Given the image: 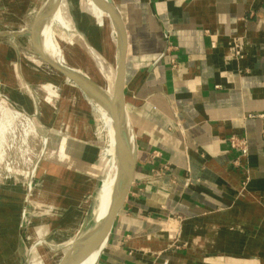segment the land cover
I'll return each mask as SVG.
<instances>
[{
    "label": "crops",
    "instance_id": "0c3cea01",
    "mask_svg": "<svg viewBox=\"0 0 264 264\" xmlns=\"http://www.w3.org/2000/svg\"><path fill=\"white\" fill-rule=\"evenodd\" d=\"M113 1L130 37L124 97L138 153L99 264H264V0ZM21 32H0V98L31 117L53 150L39 162L35 191L22 177L0 184V264H29L34 219L46 226L40 243L68 222L72 242L109 165L95 103L74 83L77 94L47 83ZM237 37L244 58L229 60ZM233 136L247 141L248 156L224 142ZM36 192L53 210L45 217L31 215Z\"/></svg>",
    "mask_w": 264,
    "mask_h": 264
},
{
    "label": "rangeland",
    "instance_id": "374dc122",
    "mask_svg": "<svg viewBox=\"0 0 264 264\" xmlns=\"http://www.w3.org/2000/svg\"><path fill=\"white\" fill-rule=\"evenodd\" d=\"M46 1L47 0H0V32L28 31L31 27L30 22L34 21L38 12L42 9H37L36 12L32 6L36 4L39 7L41 5L43 7ZM81 7H83V10H81ZM59 11L60 15L58 23L53 25L52 35L55 46L61 52L64 59L65 66L88 77L104 90L111 92L117 65V56L115 54V34L112 28H110V31L107 29V26L110 25L109 19L107 20V17L105 16L104 24H100L90 11L88 0H65V7L62 9L60 8ZM84 17L88 18V22L83 20ZM6 40L7 39H1V42H5ZM18 42L22 44L26 50L30 49L28 39L20 38L18 39ZM104 47L106 49H104ZM28 53L30 54L29 56L33 63L49 72V79L47 83H59L62 88H65V91H72L71 94H77L78 88L72 82L68 81L61 74L48 67L34 54L33 51L32 53ZM102 69H104V71ZM42 95L45 97V94L42 93ZM71 96L72 95H69L70 98ZM51 98H53V93L50 92L48 93V99ZM2 106L6 107L10 111L11 117H6L4 116V113L0 112V126L2 125L3 128L2 129L0 127V184L9 186H12L11 184H15L13 183V178H10L5 169V163L8 160V157L13 156L20 149L23 142L28 140L27 142H29L31 147L35 149V153L38 156L37 162L35 163L36 167L33 169L34 173L30 177L31 181H33L32 189L35 191V186L37 184L35 181L37 180L39 162H42L47 158L48 154L53 150L52 145L47 139L48 137L45 138L46 134L41 132V130L37 127L36 122L31 117L14 108L4 98H0V109ZM24 115L30 118L32 122H30ZM96 116L97 126L95 134L99 137L101 142H105V144L102 143L101 145L102 152L106 155L109 163L108 170L106 168V175L103 179L105 180L113 171V167H110V157L107 156V152L110 150L111 144L109 132L105 128L101 114L99 113ZM66 127L65 123L63 126L64 132L66 131ZM68 128L70 129L71 127ZM1 130H3V132ZM98 196L99 190L97 191L95 197L92 198V212L97 211L98 209ZM28 202V204L31 205V215L33 218L42 216L45 217L46 213L52 210L50 208L51 206L43 204V201L39 198V194L37 192L29 197ZM89 204L90 201L87 205ZM84 211L85 209L80 213V222H82L85 217ZM93 219L94 216H92L91 213L90 224H92ZM29 223L31 226L29 225L30 228L28 229L26 235L27 244L25 251L29 250V245L34 242L29 264H60L64 257L71 251V247L68 243L74 233L73 230H71L73 224L68 222L59 236L50 240L47 246L38 241L41 238V235L45 233V224L41 220L39 221V219H34ZM87 226H89V224ZM69 234L70 236H68ZM16 248L17 247L11 250L14 251ZM3 252H5V250L2 246H0V255H2ZM1 258L3 257L0 256V259Z\"/></svg>",
    "mask_w": 264,
    "mask_h": 264
},
{
    "label": "water",
    "instance_id": "95a60500",
    "mask_svg": "<svg viewBox=\"0 0 264 264\" xmlns=\"http://www.w3.org/2000/svg\"><path fill=\"white\" fill-rule=\"evenodd\" d=\"M62 1L63 0H48L32 24L31 32L26 33L23 36L30 38L32 50L42 62L47 64L57 73L61 74L68 81L74 83L95 104H101L113 122L115 152L119 170L116 183L110 197L108 213L105 219L97 226L88 242L90 253L100 251L98 260L99 264L100 259L108 245L117 218L127 200L135 178L137 167L138 147L129 131L124 97L127 68L130 57V37L122 14L114 4L113 0H92L94 5L109 19L110 25L116 37L117 65L112 90L111 92H107L86 76H83L77 71L58 63L40 51L39 46H41V37L37 42L39 44L37 48H35L32 43L35 26L40 23L41 30L44 24L48 25L60 9ZM70 254L71 252L64 257L60 264H65ZM24 264H27V262L25 261Z\"/></svg>",
    "mask_w": 264,
    "mask_h": 264
},
{
    "label": "bare ground",
    "instance_id": "6f19581e",
    "mask_svg": "<svg viewBox=\"0 0 264 264\" xmlns=\"http://www.w3.org/2000/svg\"><path fill=\"white\" fill-rule=\"evenodd\" d=\"M53 5H52V7H53ZM88 6H89V9L92 12V14L96 17L97 21L100 24H104V20H105L104 17L105 16L94 5L92 0H88ZM59 12L60 11L58 10L57 13L55 14V16L50 21V23L48 25L44 24L42 26L41 30H40V28H41V24L40 23L35 26V32H33V36H32V43L35 46V48H37L38 45H39L37 42H38L39 38L41 37L42 40H41V46H39V50L42 51L44 54H46L48 57H50L53 60L57 61L58 63H60L62 65H65L64 64V59H63V57L61 55V52L55 46V43H54V40H53V35H52L53 25L58 23V18H59V15H60ZM107 20H108V18H107ZM67 26H68V24H67ZM107 29L110 31V26H107ZM107 29H106V32H107ZM22 32H27L28 33V32H31V31H22ZM18 33H20V32H18ZM105 41H106V39H105ZM104 49H106V48L104 47ZM107 49H108V47H107ZM102 70L104 71V69H102ZM95 106H96L97 110L99 111V113L101 114V118H102V120H103V122L105 124V128L109 132L110 144L111 145H110V150L107 152V156L110 157V159H109L110 162H111L110 163V167L111 166L113 167V171L103 181V183H102V185H101V187L99 189V196L97 198V200H98V209H97V211L92 212V216H94L92 224H90V222H89V226L85 227L82 232L80 231L78 236L72 242H70V247H71V251L70 252H71V254L69 255V258H68L67 262H65V264H98L100 251H98L96 253H90V247L88 246V242H89L91 236L93 235L95 229L97 228V226L105 219V217H106V215L108 213L109 206H110V197H111L114 185L116 183L117 174H118V170H119V165H118V162H117V159H116V152H115V139H114L113 122H112L109 114L107 113V111L105 110V108L101 104H99V105L95 104ZM0 110H1L0 111L1 113H4V116L11 117V113L6 107L2 106V108ZM0 127L2 128V125ZM1 131L3 132V130H1ZM87 246L89 247V249H88ZM66 251H67V249H66Z\"/></svg>",
    "mask_w": 264,
    "mask_h": 264
},
{
    "label": "built area",
    "instance_id": "2783aa9c",
    "mask_svg": "<svg viewBox=\"0 0 264 264\" xmlns=\"http://www.w3.org/2000/svg\"><path fill=\"white\" fill-rule=\"evenodd\" d=\"M243 58L244 39L240 37L231 38L229 41L228 59L242 60ZM28 120L32 122L30 118H28ZM27 141L28 140H25L21 145L20 149L13 156L8 157V160L5 163V169L10 178L22 177L24 179H30V177L34 173L33 169L34 167H36L35 163L37 162L38 156L35 153V149L31 147V145ZM224 142L229 144L231 149L239 151L244 157L248 156L249 150L247 141L245 139H240L238 137L233 136L228 139H225Z\"/></svg>",
    "mask_w": 264,
    "mask_h": 264
}]
</instances>
